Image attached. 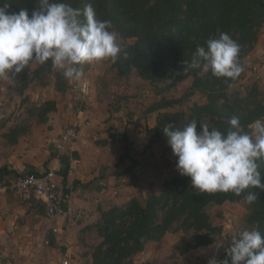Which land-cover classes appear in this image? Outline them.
<instances>
[{
  "label": "trees",
  "instance_id": "obj_1",
  "mask_svg": "<svg viewBox=\"0 0 264 264\" xmlns=\"http://www.w3.org/2000/svg\"><path fill=\"white\" fill-rule=\"evenodd\" d=\"M72 7L83 9L91 4L101 20L112 22L111 31L123 41L122 51L111 67L119 78L137 76L150 85L163 83V91L175 88L179 83L192 78L190 90L184 97L199 91L206 101L193 102L188 116L183 111L164 109L181 103L184 98H164L152 102L144 113L156 112L155 125L149 130L148 147L156 142H167L162 130L167 123L178 126L192 120L208 124L218 130L228 128L232 116L239 117L242 126L257 118L264 119V91L253 85L242 95L230 90L243 75L232 80L216 78L210 72L201 74L199 69L183 71L185 61H191L197 46H206V41L227 33L240 46L239 63L244 68L246 56L256 45L264 28V0H65ZM3 4H0L2 7ZM38 7V0H8L7 12L18 13L25 9L29 16ZM127 40H131L128 42ZM33 61L32 63H34ZM10 83L9 90L22 94L32 83L47 85L53 80L54 89L65 92L70 88L69 79L57 71L50 62L31 64ZM186 66V65H184ZM56 109L53 100H45L32 106L30 113L38 122H44L48 113ZM127 142L125 147L127 148ZM125 148V149H126ZM261 180L264 182V164L261 165ZM25 174H39L26 170L17 174L0 167V176L17 178ZM159 193L145 198L131 197L122 205H112L102 210L93 226L100 237L92 246V264H133L136 254L147 243L160 240L168 232L182 231L176 249L186 252L214 243L221 235V227L213 224L208 208L226 201H243L247 212L244 221L251 228L259 225L264 234V191L247 189L237 196L231 192L200 193L190 185V178L178 172L165 178ZM248 191H257L258 200L245 202ZM224 253L218 261L226 259Z\"/></svg>",
  "mask_w": 264,
  "mask_h": 264
},
{
  "label": "crops",
  "instance_id": "obj_2",
  "mask_svg": "<svg viewBox=\"0 0 264 264\" xmlns=\"http://www.w3.org/2000/svg\"><path fill=\"white\" fill-rule=\"evenodd\" d=\"M109 60L85 64L83 77L69 80L70 88L65 92L56 91L52 82L55 94L46 100L55 101L56 109L48 113L44 122L31 114L35 121L28 132L20 135L13 128L14 136H8L10 130L2 133L0 167L17 174L26 170L39 174L52 171L62 191L63 207L83 208L86 216L76 223L68 217L53 220L46 215L43 199H23L11 191L0 193L1 264H62L66 256L69 264H92V246L100 239L93 226L101 211L122 205L131 197L145 198L161 191L164 179L160 185L155 184L159 179L151 183L146 179L145 174H152L153 164L148 172L139 169L141 164L147 166V158L156 157L161 162L167 157V142L147 146L150 132L145 130L155 125L156 112L144 113L147 107L141 103V92L129 78H119ZM245 61L256 63L257 80L264 83V28L244 60L246 66ZM107 63L115 79L107 77ZM88 65L89 71L85 72ZM133 73L138 83L141 79L135 71L130 76ZM68 125L77 127L78 137L71 144L57 147ZM55 226L56 233L52 231ZM177 241V234L166 233L160 240L147 243L134 256L133 264H179L173 258L196 254L194 250L198 248L175 254Z\"/></svg>",
  "mask_w": 264,
  "mask_h": 264
},
{
  "label": "clouds",
  "instance_id": "obj_3",
  "mask_svg": "<svg viewBox=\"0 0 264 264\" xmlns=\"http://www.w3.org/2000/svg\"><path fill=\"white\" fill-rule=\"evenodd\" d=\"M0 79L12 83L30 63L50 62L65 79L83 77V65L119 57L122 48L112 22L101 20L91 4L74 8L65 0H38L31 16L21 8L7 12L8 0H0ZM239 44L229 34L197 46L183 71L199 69L216 78L235 80L244 68L239 63ZM225 131L192 120L178 126L167 123L162 132L175 156V168L190 178L200 193L231 192L237 196L247 189L264 191L261 165L264 164V119L257 118L246 130L239 117L232 116ZM257 191H248L245 202L258 200ZM224 251L226 259L215 256L207 264H264V234L259 225L245 227L231 235ZM224 240L216 243L217 249Z\"/></svg>",
  "mask_w": 264,
  "mask_h": 264
},
{
  "label": "rangeland",
  "instance_id": "obj_4",
  "mask_svg": "<svg viewBox=\"0 0 264 264\" xmlns=\"http://www.w3.org/2000/svg\"><path fill=\"white\" fill-rule=\"evenodd\" d=\"M118 38L120 44H122L123 41L120 39L119 36ZM127 41L131 42V40ZM101 62L105 63L106 61L104 62V60H102ZM95 63L97 62H93V64ZM247 63L248 61H245L246 66L244 65V73L242 77L235 84L230 86V90H238L241 92L242 95H244L251 86L257 85L258 88L264 91V83L260 82V80H257V78L259 77L258 66L254 62H249L250 65H247ZM36 65L37 63L34 62L31 64V67L35 68ZM102 66L104 67V65ZM105 68L107 69V77L112 78L111 76H113L115 79L116 74L112 71V68L108 63L105 64ZM84 71H89V65ZM134 78L137 77L133 73L129 77V80L135 85L137 91L141 92V103H143L145 107H148L152 102L160 99L161 97H183L184 100L181 103L175 104L174 106L166 108L164 110L183 111L185 115L188 116L191 112V106L193 102L202 104L206 101L203 94H201L199 91L193 93L190 96L184 97L185 93L190 90L192 78L184 80L183 82L179 83L175 88H172L169 91L162 90L163 83H159L158 85H150L146 81L141 80L136 83V81H134ZM109 80L111 79H108L107 81ZM52 82L53 80H51L47 85H40L34 81L26 88V91L21 95L16 92H12L8 89L11 83L10 81L0 79V137H2V133L8 132L9 130L10 131L7 133L8 136H14L11 132L13 128H15V130H17L18 132L20 131V135L30 130L31 125L35 121V118L31 116V113L28 110H31L32 106L38 105L46 99H52L55 94L54 90L51 87ZM73 85L74 83L72 82L71 86L73 87ZM148 119H150V115L149 118H147V121H149ZM132 125H134V128L138 127L139 129V125L136 124L135 121H132ZM145 131L150 132L149 128H147V130ZM2 139L3 137L0 139V143H2ZM159 146L161 145L159 144ZM164 153L167 157L165 156L166 158H162L161 162H158L156 157L147 158V166H145V164H141L139 166L140 170L142 169L148 172L152 169L150 163L153 164V171L150 172L152 174H145L147 175V181H150V183L154 181V179H159V181H155V184L157 183L160 185V182L163 179L165 180V178L178 172L175 168L177 158L172 155L171 148L169 147V145L165 148ZM139 158L140 157H138V159ZM163 160L164 162L162 165L161 163ZM159 185H157L156 187L158 188ZM208 212L213 224L221 227V235L217 238L214 243L207 246L198 247L197 250H194L196 251L195 255H190L189 257L178 256L173 258L174 262L179 264H188L191 262L193 264H207V261L213 256H215V258L219 260V258L225 253L224 249L229 246V241L227 239H229L231 235L235 234L236 232L242 230L245 227L251 229V227L248 226L247 223L244 221L247 209L246 204L243 201H226L220 205H212L208 208ZM170 233L177 234V245L180 237L183 235V232L177 231ZM222 240H224L223 246L217 249L216 243H219ZM174 248L176 249V246H174ZM177 253H179L178 250L175 254Z\"/></svg>",
  "mask_w": 264,
  "mask_h": 264
},
{
  "label": "built area",
  "instance_id": "obj_5",
  "mask_svg": "<svg viewBox=\"0 0 264 264\" xmlns=\"http://www.w3.org/2000/svg\"><path fill=\"white\" fill-rule=\"evenodd\" d=\"M78 129L74 125H68L60 135L57 147L68 145L74 142L78 137ZM54 173L48 171L43 174H25L17 178L10 176H0V193L7 191L14 192L20 198H37L46 202V215L56 220L60 217H68L71 222H79L86 216V210L83 208L66 209L62 205V191L58 183L54 180ZM56 233L58 227L52 228ZM49 241L46 240L45 243ZM62 264H69L68 256L62 260Z\"/></svg>",
  "mask_w": 264,
  "mask_h": 264
}]
</instances>
